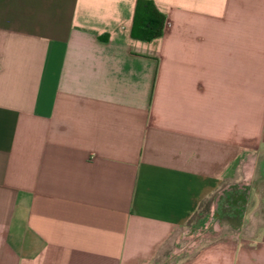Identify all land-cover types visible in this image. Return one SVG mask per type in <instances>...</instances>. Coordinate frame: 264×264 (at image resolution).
<instances>
[{
    "label": "crops",
    "instance_id": "obj_1",
    "mask_svg": "<svg viewBox=\"0 0 264 264\" xmlns=\"http://www.w3.org/2000/svg\"><path fill=\"white\" fill-rule=\"evenodd\" d=\"M0 0V264H264V0ZM231 211H230V210Z\"/></svg>",
    "mask_w": 264,
    "mask_h": 264
},
{
    "label": "rangeland",
    "instance_id": "obj_2",
    "mask_svg": "<svg viewBox=\"0 0 264 264\" xmlns=\"http://www.w3.org/2000/svg\"><path fill=\"white\" fill-rule=\"evenodd\" d=\"M212 199L213 197L205 199L189 221L175 230L170 253L161 264H169V262L175 264L180 258L194 254L217 237L232 232V224H221L217 219V212L220 208H209Z\"/></svg>",
    "mask_w": 264,
    "mask_h": 264
},
{
    "label": "trees",
    "instance_id": "obj_3",
    "mask_svg": "<svg viewBox=\"0 0 264 264\" xmlns=\"http://www.w3.org/2000/svg\"><path fill=\"white\" fill-rule=\"evenodd\" d=\"M167 21L166 14L157 8L153 0H138L132 35L150 40L161 35Z\"/></svg>",
    "mask_w": 264,
    "mask_h": 264
},
{
    "label": "built area",
    "instance_id": "obj_4",
    "mask_svg": "<svg viewBox=\"0 0 264 264\" xmlns=\"http://www.w3.org/2000/svg\"><path fill=\"white\" fill-rule=\"evenodd\" d=\"M169 264H172V262H169Z\"/></svg>",
    "mask_w": 264,
    "mask_h": 264
}]
</instances>
